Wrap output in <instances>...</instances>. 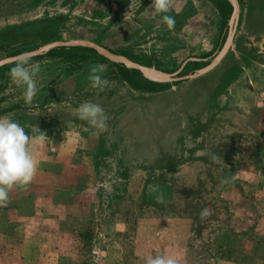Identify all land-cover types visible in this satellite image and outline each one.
I'll return each mask as SVG.
<instances>
[{
	"label": "rangeland",
	"instance_id": "obj_1",
	"mask_svg": "<svg viewBox=\"0 0 264 264\" xmlns=\"http://www.w3.org/2000/svg\"><path fill=\"white\" fill-rule=\"evenodd\" d=\"M181 1L167 13L169 30L163 14L124 20L114 0L99 1L91 19L75 14L72 0H0V59L82 39L165 73L201 60L176 75L192 78L138 92L98 55L43 54L30 58L41 66L31 104L8 75L15 62L0 67V116L25 128L39 161L31 184L0 206V264H144L149 255L264 264V0H238L228 53L199 75L228 19L215 0ZM111 10L108 21L98 18ZM100 64L103 92L88 80ZM89 100L108 116L102 133L76 114ZM205 207L212 215L201 219Z\"/></svg>",
	"mask_w": 264,
	"mask_h": 264
},
{
	"label": "clouds",
	"instance_id": "obj_2",
	"mask_svg": "<svg viewBox=\"0 0 264 264\" xmlns=\"http://www.w3.org/2000/svg\"><path fill=\"white\" fill-rule=\"evenodd\" d=\"M173 0H152L150 8L157 14H163L161 22L166 24L169 30L174 29L175 20L167 15L171 10ZM104 65L92 66L89 70L88 80L90 86L97 92H103L108 85V81L101 75L105 71ZM41 71L40 63H32L26 55H21L15 61V65L9 70L8 75L17 86H23V98L25 103L31 104L35 98L38 87L36 76ZM78 118L87 121L96 133L107 130V120L104 109L92 101L81 103L76 109ZM39 132L36 137L40 142H44L47 137L43 132ZM32 138L27 134L25 128L10 116H0V206H6L9 202V192L16 186L27 188L33 181L39 161L29 151V144ZM212 160H221L220 156L212 153ZM223 183L228 184L230 180L225 179ZM158 202L163 203V196L158 198ZM201 219H206L212 215V211L205 207L199 213ZM144 264H178L176 257L172 255L147 256Z\"/></svg>",
	"mask_w": 264,
	"mask_h": 264
},
{
	"label": "water",
	"instance_id": "obj_3",
	"mask_svg": "<svg viewBox=\"0 0 264 264\" xmlns=\"http://www.w3.org/2000/svg\"><path fill=\"white\" fill-rule=\"evenodd\" d=\"M228 5L231 8L230 15L228 17V20L226 22V35L224 38V41L220 47V49L213 55L212 59L209 61V63L196 71V75L203 74L209 69L213 68L215 65H217L228 53L233 38L234 34L236 31L237 23H238V18H239V13H240V8H239V3L238 0H225ZM68 46H79V47H85L93 50L98 56L106 59L107 61L111 63H116V64H121L125 68L132 69L137 71L141 77L145 80L155 82V83H160V82H176V81H183L186 79L192 78L194 75H185L182 77H176V75L181 71V69L184 67V65L187 62H198L201 61L200 59L196 58H188L182 62L180 67L173 73H165L161 71H156L152 69H148L146 67H143L142 65H139L135 62H132L128 58L114 54L110 52L109 50L103 48L102 46L88 41V40H82V39H77V40H71V41H55L51 42L49 44L43 45L36 50L32 52H26V53H21L15 56L11 57H6L3 59H0V67L14 63L17 58L21 55H26L29 58L41 56L45 54L48 50L53 49V48H58V47H68Z\"/></svg>",
	"mask_w": 264,
	"mask_h": 264
},
{
	"label": "trees",
	"instance_id": "obj_4",
	"mask_svg": "<svg viewBox=\"0 0 264 264\" xmlns=\"http://www.w3.org/2000/svg\"><path fill=\"white\" fill-rule=\"evenodd\" d=\"M214 5L217 11L219 12L220 16L224 18L226 17V19H228L230 12H231V8L228 5V3L225 0H215ZM77 52L91 53V54L97 55L93 50L89 48L79 47V46L53 48V49L48 50L44 55H47L53 58H65L68 60L69 59L72 60L76 57ZM124 57L128 58L129 60H132V58L129 56L124 55ZM111 64L115 68V71L118 77L125 84H127V86L130 87L132 90L138 91V92L156 91L153 89V87L156 84H152V82H149L143 79L137 71L125 68L121 64H116V63H111ZM193 64H196V63L192 62L191 65Z\"/></svg>",
	"mask_w": 264,
	"mask_h": 264
},
{
	"label": "crops",
	"instance_id": "obj_5",
	"mask_svg": "<svg viewBox=\"0 0 264 264\" xmlns=\"http://www.w3.org/2000/svg\"><path fill=\"white\" fill-rule=\"evenodd\" d=\"M42 1L43 3L46 0H39ZM73 3H75V14H79L82 11H90V16L89 18H93L95 15V13H97V9H98V4L102 3H108L111 2V0H72ZM100 1V2H99ZM188 0H182L181 2H186ZM175 2V0H173V3ZM152 3V0H114V4H116L117 6H124L126 8L123 9V11H121V17L124 20H128V19H141V18H146V17H151V14L153 13V15H155V10L151 9L149 6ZM83 5V6H82ZM100 7H104V6H100ZM130 10H132L131 12H129ZM108 11V10H107ZM102 12H104V9L102 10ZM139 12V13H137ZM112 15V10L110 12H106L105 14H103V16L98 17L101 18L103 21H108L110 19V17ZM93 16V17H92ZM155 17V16H154ZM109 24H107L108 26ZM131 25H133V23H131ZM133 26H126V32L129 33L130 30H132ZM96 43V42H94ZM97 44V43H96ZM99 45V44H98ZM102 46V45H100Z\"/></svg>",
	"mask_w": 264,
	"mask_h": 264
}]
</instances>
